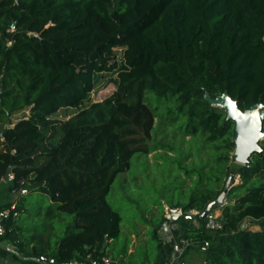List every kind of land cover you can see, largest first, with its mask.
<instances>
[{"label": "trees", "instance_id": "16d2710c", "mask_svg": "<svg viewBox=\"0 0 264 264\" xmlns=\"http://www.w3.org/2000/svg\"><path fill=\"white\" fill-rule=\"evenodd\" d=\"M116 46L115 67L94 68L88 83L76 73V61L95 63ZM111 83L115 92L93 102ZM224 93L241 110L264 103V0H0V126L12 125L0 133V184L12 169L9 192L50 201L45 226L16 203L1 241L40 262L110 252L127 257L123 264H154L164 250L158 232L172 221L162 201L156 217L143 216V246L156 254L140 262L129 244L107 250L122 222L108 196L135 155L162 150L175 156L167 204L183 210L179 219L200 212L188 249L208 241L205 264H264V139L246 165L235 162V122L206 98ZM165 128L171 140L189 137L186 155L182 145L156 142ZM230 176L240 182L215 208L216 229L201 215Z\"/></svg>", "mask_w": 264, "mask_h": 264}, {"label": "rangeland", "instance_id": "374dc122", "mask_svg": "<svg viewBox=\"0 0 264 264\" xmlns=\"http://www.w3.org/2000/svg\"><path fill=\"white\" fill-rule=\"evenodd\" d=\"M111 7H115V1L112 2ZM122 50L123 46H116L109 50H104L100 58L95 63L78 60L74 63L76 73L80 77L84 78V80L88 83L91 79V73L94 68L109 69L115 67L118 60H120ZM114 92L115 84L111 83L105 90L93 97V102L103 101ZM29 114V108L16 113L13 124L21 118L28 117ZM11 126L12 125L9 124L0 126V133L3 128ZM164 138L166 143L173 144L177 147L182 145L185 151L184 154H187L186 147L189 137H186L185 139L177 137L174 140H171L168 129L159 130L155 135L156 142ZM174 157L175 156L173 154L162 150L156 151L146 157L142 154H137L131 160V169L118 176L112 186V190L108 196V201L113 209L117 210L122 216L121 234L119 238L114 241V243L110 244V249L113 251H119L126 245H131V242L133 241L136 252L135 255L140 262L144 259V257H147V255L151 259L155 256L156 251L154 248L151 251L147 250L149 252L147 253L145 246H143L144 241L147 239L148 228L143 225L142 220L144 217H156L158 215L159 206L154 203L159 200L162 201L164 206V213L165 207L169 206L167 201L169 202L171 196L173 195L171 194L173 191H171L172 186L169 184L170 180L166 179L167 173L173 170L171 166V159L169 158ZM185 163V165H189L191 163V159L186 160ZM181 177H183V175H181ZM239 182L240 178L237 176L235 178V184H238ZM189 183L190 180H186L185 185H188ZM175 196L178 197L177 195ZM0 200L3 202L12 201L16 203H21L24 200L30 211V215L36 216L35 220H37L38 214H40V216L42 215V217L39 218L41 220H38L40 226L48 224V221L43 218V215L45 211L49 209L50 201L43 197L40 193L31 192L29 195L21 197L19 193H12L8 191V183H1ZM184 221L185 217L166 223L169 225H179L184 223ZM156 223L157 222H155V225H157ZM192 224L197 225V221L195 220ZM162 226H164V224ZM246 227L252 230H259L258 224L250 221L246 223ZM186 235L187 231H182L179 235H176L174 241L169 244V248H172L175 243L180 242V240L186 237ZM200 246V244H195L192 248L188 249L181 257L180 261L190 264H205L206 252H202L200 250Z\"/></svg>", "mask_w": 264, "mask_h": 264}, {"label": "water", "instance_id": "95a60500", "mask_svg": "<svg viewBox=\"0 0 264 264\" xmlns=\"http://www.w3.org/2000/svg\"><path fill=\"white\" fill-rule=\"evenodd\" d=\"M15 29V25H13ZM207 100L214 107L223 109L227 114V120L235 122V151L233 159L236 163L246 165L252 155L261 151L260 142L264 139V103L252 106L249 109L241 110L238 107L237 100H233L228 93H224L216 98H211L206 95ZM13 180L12 169H9L3 177L4 183H9ZM235 178L230 176L226 183L225 190L220 197L212 202L207 209L202 213L201 217L206 218L209 213H212L216 207L225 206L231 200L227 198L229 190L234 186ZM180 216L174 217L173 221L179 219ZM243 227H245L243 225ZM7 244L6 241L3 242Z\"/></svg>", "mask_w": 264, "mask_h": 264}, {"label": "built area", "instance_id": "2783aa9c", "mask_svg": "<svg viewBox=\"0 0 264 264\" xmlns=\"http://www.w3.org/2000/svg\"><path fill=\"white\" fill-rule=\"evenodd\" d=\"M21 195L27 194V190H22L19 192ZM15 209V205H12L11 208L0 210V238H3L6 235V228L4 226V222L7 221L11 216L12 212ZM219 213V214H218ZM200 212L198 210H190L188 211L187 215L190 217H195L199 215ZM185 213L180 208H174L171 206L165 207V213L164 216L169 219L173 220L174 217L177 216H184ZM18 214H14V217H17ZM221 213L218 211H214L212 213H209L207 216V219L213 223L214 228L221 229L222 224L220 220ZM179 217V218H180ZM190 246V241L184 237L180 240V242L175 243L172 246V252L174 254L171 263L170 264H190L187 262L180 261L181 257L184 255V253L188 250ZM210 247V242L206 241L200 246V250L202 252H207ZM49 264H119L118 261L111 258L109 255H103L99 258H95L92 253H88L86 257L83 260H73L69 262H59L56 259L52 258L48 262Z\"/></svg>", "mask_w": 264, "mask_h": 264}, {"label": "crops", "instance_id": "0c3cea01", "mask_svg": "<svg viewBox=\"0 0 264 264\" xmlns=\"http://www.w3.org/2000/svg\"><path fill=\"white\" fill-rule=\"evenodd\" d=\"M238 164V163H237ZM6 204H12V205H16V202H3L2 200H0V207ZM173 221V220H172ZM171 221V222H172ZM195 219L193 217L190 216H186L185 217V221L182 224L179 225H169L168 223L164 224V226H162V228L159 230V236L160 238L163 240L164 242V250L160 253L158 259L156 260V262L154 264H170L171 260L174 256L173 252H172V248H169V244L172 243L175 239L176 235H179L182 231H189L190 229H195L197 228V225L192 224V222H194ZM135 237V236H132ZM2 238H0V264H49L48 262H40L38 260H34V259H24L21 255H19L17 253V249L15 247V245L9 241H6L7 244H4L3 242L5 241H1ZM114 243L113 241H109L108 245H107V250H111V252L113 251L112 249H110V244ZM133 253H135V246H134V242H131V245L129 246V255H132ZM109 256H111L112 259L116 260L119 262V264H123V260H126V258H114L113 255L109 252Z\"/></svg>", "mask_w": 264, "mask_h": 264}]
</instances>
